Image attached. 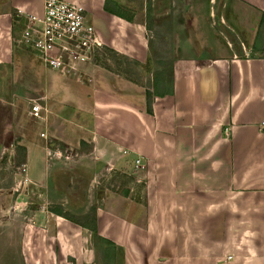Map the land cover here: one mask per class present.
<instances>
[{"label": "crops", "instance_id": "obj_1", "mask_svg": "<svg viewBox=\"0 0 264 264\" xmlns=\"http://www.w3.org/2000/svg\"><path fill=\"white\" fill-rule=\"evenodd\" d=\"M70 1L84 2L106 56L119 52L143 68L150 94L118 99L93 89L95 80L59 75L14 52L23 20L16 9L41 14L43 0H0V81L15 89L0 91V143L12 140L13 105L25 90L45 89L49 136L112 172L96 189L92 177L78 189L83 181L70 172L68 202H55L61 215L23 228L21 264H264V0H149L140 17L124 0ZM107 81L116 91V80L99 82L109 88ZM78 114L89 120L82 128ZM137 158L143 167L135 168ZM117 173L130 176L119 178L121 192ZM55 216L78 233L75 251L62 252ZM86 232L97 237V258L85 252Z\"/></svg>", "mask_w": 264, "mask_h": 264}, {"label": "rangeland", "instance_id": "obj_2", "mask_svg": "<svg viewBox=\"0 0 264 264\" xmlns=\"http://www.w3.org/2000/svg\"><path fill=\"white\" fill-rule=\"evenodd\" d=\"M124 1L126 2L129 13L137 14L139 17L143 14L144 16L145 14L147 15L148 5L150 4L148 3L149 0ZM186 1L193 3L194 0ZM197 2L205 3L206 0H197ZM150 8L153 15L154 13L158 14V16L160 15L161 10L158 8L156 2H152ZM161 26L159 23L156 24V28L158 27L156 31H160ZM156 31L153 32L154 36L152 38L158 43L157 45L160 49L161 41L157 38ZM16 51L21 52L22 50H18L15 47L14 52ZM35 63L40 64L37 60H35ZM84 67L81 66L82 69H77L73 72L74 74L71 73L66 76L81 79L85 83H87V80L88 83L95 80L93 89H102L108 95L109 93L112 94V92H115L116 98L122 100L125 99L127 93L137 95L150 94L147 89H143L147 85L149 77L143 72V68L141 69V67L135 64V59L132 57H127L118 52L116 59L113 60L110 54L107 56L102 55L87 65L86 69ZM92 71H95V73ZM91 72L93 74H90ZM58 74L62 75L61 73ZM113 74H116V77ZM103 78L114 82L116 80V91L112 89L113 83L110 81H107L109 88L105 87V83L102 85L101 82L100 85L99 81H102ZM119 81L120 84H117ZM2 83L4 85L0 81V91L4 93H7V91L13 93L15 91L14 86L7 87L5 81ZM43 90L37 89L35 94H33L31 89L25 90L26 93L24 94L27 98L23 100L19 99V103L13 105L14 109H16V119L13 128L10 129L13 135L12 140L9 145L0 143V264H21L22 254L20 252V241L23 228L30 223L35 226H46L47 221L54 219V216L50 213L52 212L50 209L57 207L55 202L58 203L57 205L65 202L67 204L68 201L65 197L68 195L65 189L72 186L71 179L67 181V177L71 176L70 172L72 176L79 177L83 181L79 184L78 189H80L81 185L83 189L91 186L85 182L87 177L89 179L92 177V180L94 179L93 182L95 181L92 189L102 187L103 180L106 181L107 178L111 179L109 175L112 172L109 174L104 173L105 170L102 163H100L101 161H96L88 152H85L86 155L84 154V156L80 155L79 148L65 144L63 139L58 136H56L57 139L49 136L46 131V125L44 126V119L47 116L45 114L50 115V112L46 104V99L41 96V94H44ZM31 101H37L42 106L43 109L40 112V118L32 117L28 114L33 103ZM138 106L143 108V105L138 104ZM75 118V122L81 128L89 121L88 119L82 118L80 114L76 115ZM76 127L74 126V128ZM42 134H45L46 138L42 137ZM101 171L104 174H101ZM117 176L116 187L118 192H121L122 189H127V187H124L122 183H118L119 180L128 177L127 181H130V176H127V174L118 175V173ZM42 177L45 178L43 179ZM51 179L56 180L57 183L55 182L50 190L48 182ZM74 179L77 181L76 178ZM125 186H127V183ZM49 190L50 192L48 193ZM70 191L71 194L69 195L73 196L74 201H80L79 192L75 190ZM95 201L96 197L93 198V202ZM55 217L58 221H61L60 227L63 228L66 234L63 237L60 236L62 252H68L69 250L75 251V245L73 246V244L78 240V233L68 229L66 220H63L60 216ZM82 238L85 252L92 255L93 258H97V237L93 234L89 238L86 232L83 233ZM67 252L63 253L68 254ZM56 259L59 261L58 254ZM28 261L30 262L29 257Z\"/></svg>", "mask_w": 264, "mask_h": 264}, {"label": "built area", "instance_id": "obj_3", "mask_svg": "<svg viewBox=\"0 0 264 264\" xmlns=\"http://www.w3.org/2000/svg\"><path fill=\"white\" fill-rule=\"evenodd\" d=\"M16 15L23 20L13 37L14 48L28 51L63 76L86 67L107 52L102 35L88 19L84 2L43 0L41 14L18 8ZM31 102L28 114L40 118L42 106ZM42 136L46 138L45 134ZM134 163L135 168L143 167L139 158Z\"/></svg>", "mask_w": 264, "mask_h": 264}, {"label": "trees", "instance_id": "obj_4", "mask_svg": "<svg viewBox=\"0 0 264 264\" xmlns=\"http://www.w3.org/2000/svg\"><path fill=\"white\" fill-rule=\"evenodd\" d=\"M50 210H51L52 212L56 213V214L61 215V214L59 213V210L56 209V208H51ZM62 216H64V215H62ZM64 217L67 218V216H64Z\"/></svg>", "mask_w": 264, "mask_h": 264}]
</instances>
